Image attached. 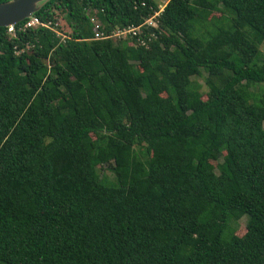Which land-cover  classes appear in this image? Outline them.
<instances>
[{"label":"trees","instance_id":"obj_1","mask_svg":"<svg viewBox=\"0 0 264 264\" xmlns=\"http://www.w3.org/2000/svg\"><path fill=\"white\" fill-rule=\"evenodd\" d=\"M162 1L0 28V264H264V0Z\"/></svg>","mask_w":264,"mask_h":264},{"label":"water","instance_id":"obj_2","mask_svg":"<svg viewBox=\"0 0 264 264\" xmlns=\"http://www.w3.org/2000/svg\"><path fill=\"white\" fill-rule=\"evenodd\" d=\"M50 0H7L0 3V28L15 27L29 20Z\"/></svg>","mask_w":264,"mask_h":264},{"label":"built area","instance_id":"obj_3","mask_svg":"<svg viewBox=\"0 0 264 264\" xmlns=\"http://www.w3.org/2000/svg\"><path fill=\"white\" fill-rule=\"evenodd\" d=\"M161 11L160 12H156L155 15L149 19L146 20V22L139 27L136 26H128L125 28H117L115 30H113L112 32H110L109 34H106L104 31H102V23L98 20V18L91 14L90 15V20L94 26V38L93 40H104V39H109V38H126L128 36L130 37H137L141 34L142 32V27L146 26V27H157V22H156V18L161 14V12L163 11L164 7L160 8ZM42 25L41 21L37 18H32L30 19L26 25L24 26L23 29H27V28H32V27H36ZM48 27H51V23H49L48 25H45ZM57 24L54 25V29L55 31L58 32L59 36H62V34L56 29L57 28ZM14 27H9V32H13Z\"/></svg>","mask_w":264,"mask_h":264},{"label":"rangeland","instance_id":"obj_4","mask_svg":"<svg viewBox=\"0 0 264 264\" xmlns=\"http://www.w3.org/2000/svg\"><path fill=\"white\" fill-rule=\"evenodd\" d=\"M157 1L159 2L160 7L165 6V2H163L162 0H157ZM260 55H261L260 60L262 62V61H264V44L261 47V54ZM200 82L203 83V79H200ZM254 86L255 87L252 88V92L254 94H258L261 91V89H264V84H255ZM246 231H247L246 230V220H242L239 224L237 235L242 237L246 234Z\"/></svg>","mask_w":264,"mask_h":264}]
</instances>
